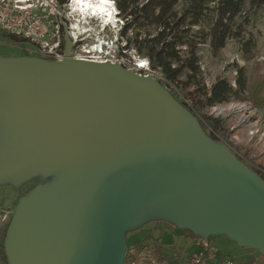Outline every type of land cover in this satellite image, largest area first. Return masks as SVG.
Listing matches in <instances>:
<instances>
[{
  "label": "water",
  "instance_id": "water-1",
  "mask_svg": "<svg viewBox=\"0 0 264 264\" xmlns=\"http://www.w3.org/2000/svg\"><path fill=\"white\" fill-rule=\"evenodd\" d=\"M70 49L67 40L68 57ZM171 142L180 151L178 163L158 185L161 154ZM73 154L77 159L68 174L31 194L19 219L37 225L56 210L69 217L71 228H79L61 234L60 248L65 255L81 253L79 264H85L95 235L92 228L87 245L79 247L84 226L96 216V183L105 185L110 199L101 264H122L132 206L152 167L156 176L143 206L163 202L207 230L232 228L246 243L264 249V180L211 139L155 81L118 66L70 58L1 63L0 175Z\"/></svg>",
  "mask_w": 264,
  "mask_h": 264
},
{
  "label": "rangeland",
  "instance_id": "rangeland-1",
  "mask_svg": "<svg viewBox=\"0 0 264 264\" xmlns=\"http://www.w3.org/2000/svg\"><path fill=\"white\" fill-rule=\"evenodd\" d=\"M249 1L247 0L248 4ZM255 19V24L249 28V31L259 36L258 53L254 61L245 62L242 59L240 43L237 40H230L217 54L211 51L208 44L200 46V60L208 85L218 77H228L234 82L236 63L246 65L253 78L264 71V9L258 11ZM89 21L95 29L102 25L101 20L97 18L90 17ZM113 24L109 27L116 31ZM20 59L46 61L33 43L27 40L15 41L11 34L0 29V64ZM149 79L165 89L161 74L151 73ZM170 96L175 100L173 95ZM216 107L214 111L208 110V113L226 119L229 127L221 144L236 152L247 164L256 167L263 165L264 109L252 108L250 103L241 101ZM175 147L176 144L171 142L169 150L161 154L163 166L157 179L158 185L176 169L180 151ZM76 159L77 155L73 154L40 168L0 175V264H56L55 262L60 260L68 259V262H72L76 259L77 254L65 255L60 248L61 234L76 232L79 228H71L69 217L56 210L46 214L37 225L27 226L19 219L25 200L38 189L63 179ZM155 176L156 167H152V171L142 177V185L137 192L125 230V254L131 251L136 255L135 264H190L195 243L203 238L210 239L218 249L219 255L230 259L233 264H264V249L246 243L232 228L207 230L202 222L170 210L163 202L155 201L143 206L145 195ZM96 189L99 192L96 194V216L90 217L79 240V247H84L88 243L92 228L96 229L85 264H101L106 244L110 199L107 197L108 193L104 194L105 185L99 186L96 183ZM146 236L147 247L138 252L133 244ZM156 253L165 257L163 263L158 261ZM80 254L73 264L80 263ZM122 264H125L124 261ZM207 264L216 263L212 261Z\"/></svg>",
  "mask_w": 264,
  "mask_h": 264
},
{
  "label": "trees",
  "instance_id": "trees-1",
  "mask_svg": "<svg viewBox=\"0 0 264 264\" xmlns=\"http://www.w3.org/2000/svg\"><path fill=\"white\" fill-rule=\"evenodd\" d=\"M116 1L121 17L126 20L122 34L132 33L128 44L149 59L152 70L161 73L164 88L211 139L223 143L229 127L226 119L209 114L208 110L233 101L264 109V71L253 78L246 65L236 63L234 82L228 77H218L208 85L199 55L201 45L208 44L217 54L230 40H237L242 59L254 61L259 36L249 28L255 24L258 11L264 9V0H250L249 4L247 0ZM11 36L18 42L25 40ZM247 165L264 180V164ZM146 238L133 244L138 252L146 249ZM156 254L163 263L165 257ZM135 256L127 252L124 263L135 264Z\"/></svg>",
  "mask_w": 264,
  "mask_h": 264
},
{
  "label": "built area",
  "instance_id": "built-area-1",
  "mask_svg": "<svg viewBox=\"0 0 264 264\" xmlns=\"http://www.w3.org/2000/svg\"><path fill=\"white\" fill-rule=\"evenodd\" d=\"M107 1L116 19L113 24L116 31L105 23L95 29L89 21V13L84 17L76 11L75 0H0V29L33 43L46 61L62 62L70 58L108 67L118 66L147 78L151 73L161 74L152 70L149 59L128 44V36L132 33L122 34L126 20L120 15L117 1ZM67 40L71 42L69 57L66 55ZM216 108H212L213 111ZM195 244L190 264L212 261L233 264L230 259L219 255L210 239H199Z\"/></svg>",
  "mask_w": 264,
  "mask_h": 264
},
{
  "label": "bare ground",
  "instance_id": "bare-ground-1",
  "mask_svg": "<svg viewBox=\"0 0 264 264\" xmlns=\"http://www.w3.org/2000/svg\"><path fill=\"white\" fill-rule=\"evenodd\" d=\"M75 8L80 14H84V17L89 13L91 17L105 24L111 25L115 21L107 0H75ZM142 77L147 78V76Z\"/></svg>",
  "mask_w": 264,
  "mask_h": 264
},
{
  "label": "crops",
  "instance_id": "crops-1",
  "mask_svg": "<svg viewBox=\"0 0 264 264\" xmlns=\"http://www.w3.org/2000/svg\"><path fill=\"white\" fill-rule=\"evenodd\" d=\"M9 237L12 238V235H10Z\"/></svg>",
  "mask_w": 264,
  "mask_h": 264
}]
</instances>
